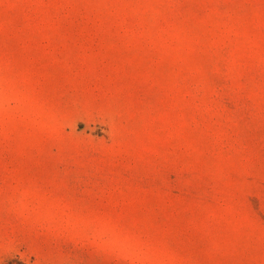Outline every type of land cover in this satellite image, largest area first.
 I'll return each instance as SVG.
<instances>
[{
    "label": "rangeland",
    "instance_id": "374dc122",
    "mask_svg": "<svg viewBox=\"0 0 264 264\" xmlns=\"http://www.w3.org/2000/svg\"><path fill=\"white\" fill-rule=\"evenodd\" d=\"M0 264H264V0H0Z\"/></svg>",
    "mask_w": 264,
    "mask_h": 264
}]
</instances>
